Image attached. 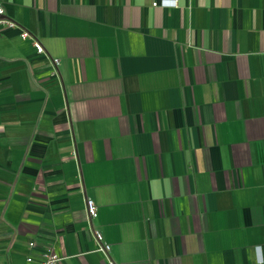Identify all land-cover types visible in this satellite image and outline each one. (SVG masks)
I'll return each instance as SVG.
<instances>
[{
    "label": "crops",
    "instance_id": "obj_1",
    "mask_svg": "<svg viewBox=\"0 0 264 264\" xmlns=\"http://www.w3.org/2000/svg\"><path fill=\"white\" fill-rule=\"evenodd\" d=\"M161 1L0 0V264H264V0Z\"/></svg>",
    "mask_w": 264,
    "mask_h": 264
},
{
    "label": "built area",
    "instance_id": "obj_2",
    "mask_svg": "<svg viewBox=\"0 0 264 264\" xmlns=\"http://www.w3.org/2000/svg\"><path fill=\"white\" fill-rule=\"evenodd\" d=\"M176 4H177V0H163L159 3L160 6H164V7H167V6L175 7ZM156 5L158 4L153 3V6H156ZM0 25H4L8 28L19 29L20 38L22 40H27V39L31 40L38 54L45 53L40 43H38L37 40L34 39L27 31L20 29L18 25L14 23L13 21H10L4 18V11L1 6H0ZM52 63L56 66L58 65V60H52ZM85 212H86L87 222L89 226L91 227V221L97 217V208H96L95 203L90 199H86ZM91 230H92V233L97 243V250L107 258L108 264H114L109 258L110 246L103 242V238L100 233H98L97 231H94L93 229ZM29 246L33 248L35 244L30 243ZM27 262L31 263L32 259L28 258ZM60 262H61V258L54 252L52 248H46L40 255V264H60Z\"/></svg>",
    "mask_w": 264,
    "mask_h": 264
}]
</instances>
